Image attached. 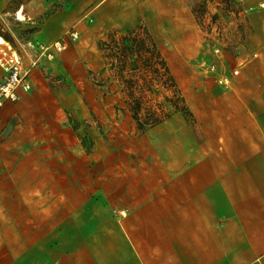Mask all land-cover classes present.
<instances>
[{"label": "crops", "instance_id": "crops-1", "mask_svg": "<svg viewBox=\"0 0 264 264\" xmlns=\"http://www.w3.org/2000/svg\"><path fill=\"white\" fill-rule=\"evenodd\" d=\"M256 1L258 9L247 7L249 41L233 59L244 61L240 73L230 89L208 95L194 108V122L186 119L193 125L196 118L208 133L207 151L189 142L187 127L171 131L177 139L160 143L162 158L151 165L150 175L136 176L144 180L143 188L130 191L128 205L102 207L95 221L79 225L54 223L32 259L42 256L49 264H264V0ZM24 6L23 0H0V21L12 16L31 26L33 42L44 44L70 29V10L34 22L36 13L24 15ZM18 12L23 20L17 19ZM252 47L257 51L253 56ZM41 62L51 61L41 59L32 74L40 72ZM236 64L230 62L228 70ZM44 84L33 78L29 92L18 90L20 100L0 108V139L16 112L23 114L14 134L0 140V227L23 221V211L15 214L13 204L22 208L25 198L37 196L39 183L55 168L42 151L54 145L32 142L38 130L49 132L43 124L55 121L56 94ZM42 106L43 119H38L33 113ZM18 129L23 131L17 134ZM28 141L30 150L23 154Z\"/></svg>", "mask_w": 264, "mask_h": 264}, {"label": "rangeland", "instance_id": "rangeland-1", "mask_svg": "<svg viewBox=\"0 0 264 264\" xmlns=\"http://www.w3.org/2000/svg\"><path fill=\"white\" fill-rule=\"evenodd\" d=\"M29 1L23 0V12L24 15L36 13L34 22L57 10H70L72 21L67 28L77 30L78 37L50 63L41 62L40 72L35 73V70L29 77L31 84L33 78H39L46 84L43 85L45 89L56 94L53 125H42L48 128V133L36 128L39 132L32 141L41 146L47 142L54 145L55 149L42 151L45 157L55 161V168L51 169L50 178H43L39 183L37 196L25 198L22 208L20 204H13L15 214L23 211V221L9 224L8 228L0 227V264H49L42 258V252L39 261L36 256L32 259L31 254L39 247L37 244L46 243L48 230L54 223L79 225L95 221L96 216H101L102 207L112 209L128 205L130 191L134 193L143 188L144 180L137 181L136 176L150 175L151 165L162 158L164 146L160 143L177 139L171 135L176 128L187 127L189 142L207 151L209 135L202 131L196 118L191 125L183 113H173L169 121L141 134L129 115L119 110V97L105 94L92 83L88 71L96 79L104 75L97 44L108 31L127 30L143 23L157 41L195 117L194 108L208 95L231 88L232 85L218 84V75L211 72L210 67L219 60L223 67L230 62L236 64L233 59L244 50L250 34L243 9L250 5L252 10L258 9L256 0ZM7 17L8 21H0V33L23 52L22 46L32 40L31 26L25 27L12 16ZM215 48L219 49V54L214 52ZM249 50L252 56L257 52L254 47ZM24 58L28 64L29 60ZM243 62L240 60L234 66L239 73ZM2 78L0 69V81ZM35 88L34 85L31 92ZM42 110L43 106L33 115L43 119ZM19 111L4 126L0 140L14 134L23 118ZM21 131L18 129L15 133ZM30 147L31 141H28L20 152L24 154Z\"/></svg>", "mask_w": 264, "mask_h": 264}, {"label": "trees", "instance_id": "trees-1", "mask_svg": "<svg viewBox=\"0 0 264 264\" xmlns=\"http://www.w3.org/2000/svg\"><path fill=\"white\" fill-rule=\"evenodd\" d=\"M104 75L92 83L105 94L117 95L135 129L139 133L158 126L175 112H181L194 122V116L151 32L139 23L134 28H114L98 41Z\"/></svg>", "mask_w": 264, "mask_h": 264}, {"label": "built area", "instance_id": "built-area-1", "mask_svg": "<svg viewBox=\"0 0 264 264\" xmlns=\"http://www.w3.org/2000/svg\"><path fill=\"white\" fill-rule=\"evenodd\" d=\"M247 11L248 8L243 9L245 14ZM77 37V30L69 29L60 38L50 44L29 40L22 47L23 52H20L8 42L0 44V69L3 72V78L0 81V108L7 101H17L19 99L18 90L22 92H29L31 90L32 84L29 77L32 69L41 59H53L55 53L60 52L71 40H75ZM214 52L219 54V49L215 48ZM24 57L29 60L28 64L24 62ZM225 67L221 66L219 60L211 65L210 71L218 75V84L230 86L233 77L239 74V70L234 67L230 71H227Z\"/></svg>", "mask_w": 264, "mask_h": 264}, {"label": "bare ground", "instance_id": "bare-ground-1", "mask_svg": "<svg viewBox=\"0 0 264 264\" xmlns=\"http://www.w3.org/2000/svg\"><path fill=\"white\" fill-rule=\"evenodd\" d=\"M17 19L18 20H23L24 19L23 15L20 12L17 13ZM5 43L6 42H4L3 38L0 36V44H5Z\"/></svg>", "mask_w": 264, "mask_h": 264}]
</instances>
